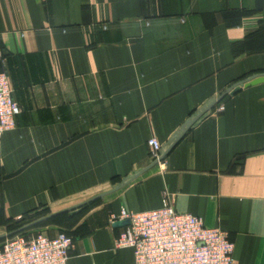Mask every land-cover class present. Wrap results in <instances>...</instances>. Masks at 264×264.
<instances>
[{"label":"crops","instance_id":"obj_1","mask_svg":"<svg viewBox=\"0 0 264 264\" xmlns=\"http://www.w3.org/2000/svg\"><path fill=\"white\" fill-rule=\"evenodd\" d=\"M2 72L22 112L0 139V247L23 217L108 193L31 232L69 233L68 264H135L111 216L159 209L166 192L228 232L238 264H264V83L227 96L162 162L148 146L264 74V0H0Z\"/></svg>","mask_w":264,"mask_h":264},{"label":"built area","instance_id":"obj_2","mask_svg":"<svg viewBox=\"0 0 264 264\" xmlns=\"http://www.w3.org/2000/svg\"><path fill=\"white\" fill-rule=\"evenodd\" d=\"M108 30L107 25L102 26ZM224 111L219 106L218 112ZM22 110L14 100L7 73H0V139L16 128ZM150 157L160 158L162 144L148 141ZM160 163V162H159ZM128 221L116 240L117 248L133 250L135 264H238L235 245L228 232L208 228L202 218L178 212L165 192L163 206L135 213L122 209L111 216V223ZM74 238L64 232L50 238L43 233L17 234L0 247V264H68Z\"/></svg>","mask_w":264,"mask_h":264},{"label":"water","instance_id":"obj_3","mask_svg":"<svg viewBox=\"0 0 264 264\" xmlns=\"http://www.w3.org/2000/svg\"><path fill=\"white\" fill-rule=\"evenodd\" d=\"M264 83V74H256L253 75L251 77H249L248 79L239 82L238 84L232 86L231 88H228L227 90H225L220 96H218L217 98H213L211 99L207 104H205L200 110H198L189 120H187L185 122V124L181 127V129L162 147L161 151H160V158L158 160H155L153 162V164H158L159 162H162L172 151L173 149L182 141V139L187 135V133L195 126L197 125L199 122H201L205 117H207L211 111L213 110V108H215V106H217L218 104H220L227 96H233L237 93H239L242 89H246L258 84H262ZM140 174V172H135L133 175L125 178L124 180H122V182L120 184H118L117 186L114 187L113 191H116L122 187H124L125 185H127L128 183H130L132 180H134L138 175ZM108 193L105 194H101L98 195L82 204H79L77 206H74L72 208L63 210L61 212L58 213H53L50 215H47L45 217H42L38 220H35L34 222L27 224L26 226L14 231V232H10L9 234H6L5 236H3L2 238H10L12 236H15L17 234H20L22 232H25L27 230H30L32 228H35L37 226H39L42 223H45L61 214H65L68 213L70 216H74L76 214H79L81 212H83L87 206L91 205L92 203L98 201L99 199L103 198L105 195H107ZM120 223H123L124 225H129L128 221H122Z\"/></svg>","mask_w":264,"mask_h":264},{"label":"trees","instance_id":"obj_4","mask_svg":"<svg viewBox=\"0 0 264 264\" xmlns=\"http://www.w3.org/2000/svg\"><path fill=\"white\" fill-rule=\"evenodd\" d=\"M97 202H98V201H96V202L92 203L91 205L87 206L86 209H85L83 212H85L86 210H88L92 205L96 204ZM39 217H40V216H35V217H26V216H25V217H23L21 220H19V221H17V222H14L13 225L11 226L10 230H11V232H14V231H16V230H18V229H20V228L26 226L27 224H30V223L34 222L35 220L40 219ZM72 218H73V216H70L68 213H65V214H61V215H59V216H57V217H55V218H53V219H51V220H49V221H47V222L41 224V225H39V226L47 225V224H51V223H56V222H60L61 220H64V219L71 220ZM37 227H38V226H37ZM35 228H36V227H35ZM35 228H32V229H35ZM32 229L27 230V231H25V232H22V233H20V234H21V235L28 236V235H30V234L32 233V232H31ZM61 232H64V231H61ZM64 233H66L67 235L71 236V235H70L69 233H67V232H64ZM71 237H72V236H71Z\"/></svg>","mask_w":264,"mask_h":264}]
</instances>
